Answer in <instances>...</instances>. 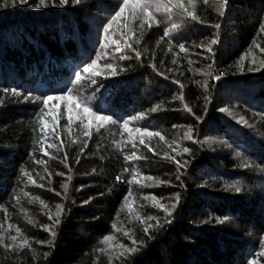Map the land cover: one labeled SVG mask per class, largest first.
Instances as JSON below:
<instances>
[{
  "label": "trees",
  "instance_id": "trees-1",
  "mask_svg": "<svg viewBox=\"0 0 264 264\" xmlns=\"http://www.w3.org/2000/svg\"><path fill=\"white\" fill-rule=\"evenodd\" d=\"M181 2L0 0V264H264V0Z\"/></svg>",
  "mask_w": 264,
  "mask_h": 264
},
{
  "label": "snow or ice",
  "instance_id": "snow-or-ice-1",
  "mask_svg": "<svg viewBox=\"0 0 264 264\" xmlns=\"http://www.w3.org/2000/svg\"><path fill=\"white\" fill-rule=\"evenodd\" d=\"M20 3H27L28 0H19ZM41 4L44 3V0H40ZM69 2V0H60V4L64 5L67 4ZM75 3H80L81 0H74ZM227 0H224V4L226 5ZM168 4H172L173 7H180L183 8L184 5L183 3H179L176 4L174 3V0H168V3H163L162 0H122L121 5L118 7V10L115 12V14L111 17V20L108 22V24L106 25L105 28V32H107L111 27H112V21H116L120 18H122L126 12V10H131V13L133 15V17L135 18L137 16V14H139L141 17H143V22L140 24V27H143L144 23H149V26H151V21L155 20V16L153 15V12H160L162 9L165 12L171 13L172 12V7H169ZM14 6V4H13ZM185 11H187V9H185ZM189 15H192L193 18H195L194 14L189 13ZM221 15H223V12H221ZM217 27H219L217 25ZM167 35V33H166ZM107 38V37H106ZM212 44L217 43V40H213L211 42ZM129 48H131V44L128 45ZM180 50L181 51H186V49L184 48L183 45L180 46ZM117 51H121V49L117 48ZM208 51H211V47H208ZM97 67V64L95 61H93L91 64L87 65L84 69L83 72L85 73H90L92 76H97L100 75L101 73L99 71H93V69ZM107 68H110L112 70V74L115 75L116 73V69L111 65H106ZM82 79V76L80 74V72L76 73V80L79 82ZM52 101H66L69 105L75 104L76 108L81 109V111L84 113V116L86 118L90 117L91 119L88 120V124L85 125V127H89L92 123V120H95L100 127H103L104 125L108 124L111 121V117L110 116H105V115H99L95 112L92 111L91 108H89L87 105H81V103L79 101H77V99L72 96V95H66V96H46L43 99V107L44 108H48L50 102ZM56 107H59V104L56 105ZM48 113H42L40 120L43 121V117L46 116ZM67 118L69 121L72 120V109L71 107L67 108ZM114 122V121H113ZM125 131H131V129H129V125L128 122H124L121 125ZM135 131L137 133H140L142 136L143 135H148V136H160V139L163 140L164 137L162 135H160L159 133H153V132H146L143 131L139 128H136ZM84 135H89L88 132H85ZM140 143L143 144L144 140L141 139ZM54 147V145H52ZM133 147H135V144H133ZM185 152L188 151V149H184ZM47 154V153H46ZM66 158V157H65ZM132 158H139L136 156L135 153L132 154L131 157H128V159H132ZM147 179H152L151 177H148ZM66 187V186H65ZM237 191H239V189H236ZM172 207L174 208L175 205H172ZM169 215H171V212L169 211L168 213ZM59 215V212L57 213V216ZM147 230V229H146ZM109 240L112 239V237L108 238ZM25 243H27V241H25ZM129 251H135V249H130Z\"/></svg>",
  "mask_w": 264,
  "mask_h": 264
},
{
  "label": "rangeland",
  "instance_id": "rangeland-1",
  "mask_svg": "<svg viewBox=\"0 0 264 264\" xmlns=\"http://www.w3.org/2000/svg\"><path fill=\"white\" fill-rule=\"evenodd\" d=\"M130 204V203H129ZM131 205H132V203H131ZM131 205H128L129 207H131ZM54 214H57V212H55Z\"/></svg>",
  "mask_w": 264,
  "mask_h": 264
}]
</instances>
